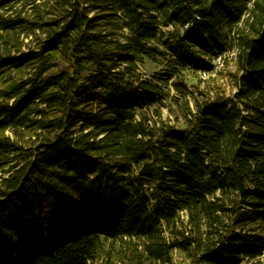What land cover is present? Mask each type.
Instances as JSON below:
<instances>
[{
  "label": "trees",
  "instance_id": "trees-1",
  "mask_svg": "<svg viewBox=\"0 0 264 264\" xmlns=\"http://www.w3.org/2000/svg\"><path fill=\"white\" fill-rule=\"evenodd\" d=\"M227 29V0H0V264H96L116 241L237 264L231 97L199 91L183 130L150 111L213 72Z\"/></svg>",
  "mask_w": 264,
  "mask_h": 264
},
{
  "label": "rangeland",
  "instance_id": "rangeland-1",
  "mask_svg": "<svg viewBox=\"0 0 264 264\" xmlns=\"http://www.w3.org/2000/svg\"><path fill=\"white\" fill-rule=\"evenodd\" d=\"M161 29L165 32V36L162 37L163 41H169L171 39L169 32L173 28L162 27ZM226 31L228 33V29ZM171 60V58L161 59V64L147 61L145 66H141L142 72L147 74V76L161 75ZM215 61L213 63V72L206 77L198 72L185 69L178 78L172 79L169 85L162 86L169 98L157 102L150 108L151 115H153L155 110L161 113L153 115L155 121L159 123L163 121L183 130L184 115L187 112L186 104L188 102L193 109V99L199 95V91H205L211 93V95L222 93L226 97H231L229 43L227 56L222 59V63L219 64L218 60ZM174 99H178L179 102H175ZM147 257L144 253L142 241L131 243H125L124 241L108 242L104 246V251L97 259L96 264H195V260L188 253L179 249L173 250L171 260L166 263L152 262Z\"/></svg>",
  "mask_w": 264,
  "mask_h": 264
},
{
  "label": "built area",
  "instance_id": "built-area-1",
  "mask_svg": "<svg viewBox=\"0 0 264 264\" xmlns=\"http://www.w3.org/2000/svg\"><path fill=\"white\" fill-rule=\"evenodd\" d=\"M226 56H227V53H225L223 56H221L219 59H217L218 60V63L221 64L222 63L221 62L222 59L225 58ZM214 62H216V61H214ZM200 74L206 77V76H208L209 73L208 72H200Z\"/></svg>",
  "mask_w": 264,
  "mask_h": 264
}]
</instances>
